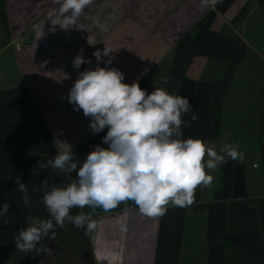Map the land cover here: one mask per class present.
<instances>
[{"label":"crops","instance_id":"1","mask_svg":"<svg viewBox=\"0 0 264 264\" xmlns=\"http://www.w3.org/2000/svg\"><path fill=\"white\" fill-rule=\"evenodd\" d=\"M219 1L208 0L207 5L202 6L203 0H93L75 27L65 30L50 20L49 14L60 6L55 0H4L9 37L4 35L0 26V91L14 90V96L18 98L13 106L15 109H30L28 102H31L56 154L62 148L59 142L71 145L74 151L92 132L89 127L92 118H86L82 110H74L75 106L67 99L79 74L97 66L117 68L124 73L123 82L132 84L151 71V93L161 87L179 38ZM247 1L237 0L225 14H218L211 30L237 36L246 45V56L234 73L223 103L229 109H221V114L227 113L235 125L244 122L257 130L259 115L264 112V14L254 5L242 21L231 24ZM105 47L112 52L98 64L93 53ZM81 52L91 63L75 69L73 60ZM110 57L111 64H105L103 61ZM250 71L256 73L257 82L251 95ZM222 74V65L197 57L186 76L193 80H210L218 79ZM0 109H8V106L0 101ZM54 156L49 154L45 160ZM242 163L245 165L247 200L264 198V177L251 173L248 164ZM251 168L258 169L254 165ZM49 173L59 186L63 178L71 182L69 176L51 169L43 170L25 176L28 182H32L29 192L40 187L39 181ZM213 177L211 188H197L195 202L185 207L178 264H248L251 259L245 253V246L237 248L232 243L235 238L228 231L225 230L221 239L207 236L208 208L204 205L213 202L219 186V166ZM39 196L42 192L32 195L33 198ZM234 203L226 202L231 206L225 212L226 229L237 217L244 222L247 214L249 216L257 207L253 204L236 206ZM124 204L96 218L88 216L97 223V228L89 233L95 264H154L159 217L142 214L132 201ZM215 232L213 229L211 233ZM238 253L244 254L242 259Z\"/></svg>","mask_w":264,"mask_h":264},{"label":"clouds","instance_id":"2","mask_svg":"<svg viewBox=\"0 0 264 264\" xmlns=\"http://www.w3.org/2000/svg\"><path fill=\"white\" fill-rule=\"evenodd\" d=\"M58 10L50 13L54 25L68 30L75 27L84 9L93 0H55ZM213 3L216 0H212ZM208 0H203L206 6ZM112 52L105 47L93 53L99 64ZM105 64H111V57ZM90 64L82 52L73 60V67ZM125 76L117 68L99 67L85 69L79 74L67 97L76 111L91 117L89 125L93 134H107L102 138L108 148L93 146L82 164L75 158L72 146L59 142L61 150L51 159L40 161L42 170L49 168L57 173L77 177L61 187L49 173L40 187H28L16 177L17 190L30 210L32 195L42 192L43 203L50 218L29 216L27 227L19 229L15 246L25 254L29 252L53 255V250L41 243L44 238H56V226L64 228L66 222L77 229L92 233L97 223L80 211L70 214L73 208L92 210L101 208L105 212L120 204L132 201L139 211L149 217H162L168 206L188 207L195 202L197 188H211L214 171L227 163L226 158L243 162L244 153L239 145L224 144L219 152L199 138H184L183 117L192 112L191 121L198 117L193 112L187 97L173 95L165 88L156 87L150 94L138 82L124 83ZM167 78L163 83L167 84ZM79 164V167H78ZM259 167V165H254ZM50 180L52 181L50 183ZM10 205L0 207V217L9 213Z\"/></svg>","mask_w":264,"mask_h":264},{"label":"trees","instance_id":"3","mask_svg":"<svg viewBox=\"0 0 264 264\" xmlns=\"http://www.w3.org/2000/svg\"><path fill=\"white\" fill-rule=\"evenodd\" d=\"M236 1L220 0L214 9L208 11L188 32L179 38L174 47L172 59L165 75L168 82L167 84L162 83L161 87L173 95L187 97L192 104L193 112L198 119L195 122L191 121L192 112L183 117L186 121L182 129L185 139L199 138L208 143L220 136L222 105L226 100L234 73L246 56V45L237 36L212 31L211 26L217 15L225 14ZM254 5L260 7L264 14V0H248L233 18L231 24L235 25L242 21ZM0 26L4 35L9 37L4 0H0ZM197 57H205L209 61L222 65V76L210 80L188 78L187 71L192 61ZM138 83L150 94L152 72H148ZM10 99L11 101H8ZM17 99L13 89L0 91V101L8 106V109H0V207L4 203L10 205L9 213L0 217V264H95L89 234L86 235L85 229H77L68 222L64 228L55 227L54 230L57 234L54 240L44 238L41 241L43 245L53 250V255L38 254L34 251L25 254L16 249L15 237L18 235L19 229L27 227L29 216H39L42 219L50 218L42 196L32 197L30 210L24 206L21 193L17 190L16 177H20L21 182L30 189L32 182H28L25 176L41 173L43 170L38 163L46 161L49 154L56 155L53 144L34 106L28 102L30 109H15L13 106ZM262 99H264V87H262ZM258 121L257 150L261 165L264 166V112L259 115ZM107 131L106 127L100 133L93 134L91 132L74 149L75 158L81 164L87 154L93 150V146L109 147L102 140ZM227 161V163L219 165V186L214 193L213 202L204 205L208 208L207 236H216L221 239L228 231V234L235 238L232 243L236 244L237 248L245 246V253L247 256H251L248 264H264V198L256 201L247 200L244 163L229 159ZM76 177L77 172L73 171L70 179ZM41 182L39 181V183ZM68 183L66 178L61 179L62 187ZM232 201H235L233 205L236 206L253 204L257 207L251 210L249 216L247 214L244 222H240L241 219L237 217L226 229L225 212L229 211L231 207L227 206L226 202ZM124 205H128L127 202ZM80 211L85 212L88 216H93V218L107 213L101 208L92 210L85 207L84 209L73 208L70 210V214L76 215ZM240 213L243 216V213ZM184 220L185 207L172 205L168 206L165 215L159 217L154 264L179 263ZM213 229L216 230L215 234L211 233ZM243 255L239 254V259H242Z\"/></svg>","mask_w":264,"mask_h":264},{"label":"rangeland","instance_id":"4","mask_svg":"<svg viewBox=\"0 0 264 264\" xmlns=\"http://www.w3.org/2000/svg\"><path fill=\"white\" fill-rule=\"evenodd\" d=\"M249 79L251 81L249 87V94H253L254 88H256V73L249 72ZM222 109H229L228 105H223ZM244 123V122H243ZM235 125L234 122L230 119L227 113L221 114V133L218 137L219 139L216 142L211 143V146L219 152L220 148L224 144H235L239 145V151L244 153V160L251 169L250 172L258 175V177H264V166L261 165L260 156L257 151V133L258 129L253 130L252 126L243 124ZM230 159V158H227ZM259 165L257 170L251 168L252 165ZM214 171H210V174L213 175Z\"/></svg>","mask_w":264,"mask_h":264},{"label":"built area","instance_id":"5","mask_svg":"<svg viewBox=\"0 0 264 264\" xmlns=\"http://www.w3.org/2000/svg\"><path fill=\"white\" fill-rule=\"evenodd\" d=\"M16 47L19 48V45H17Z\"/></svg>","mask_w":264,"mask_h":264}]
</instances>
